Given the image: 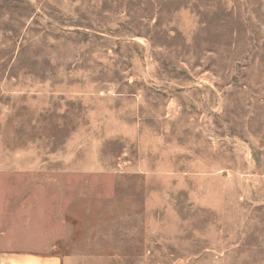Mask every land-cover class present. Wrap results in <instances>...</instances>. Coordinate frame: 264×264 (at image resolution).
<instances>
[{
  "label": "rangeland",
  "instance_id": "1",
  "mask_svg": "<svg viewBox=\"0 0 264 264\" xmlns=\"http://www.w3.org/2000/svg\"><path fill=\"white\" fill-rule=\"evenodd\" d=\"M21 245L264 264V0H0V249Z\"/></svg>",
  "mask_w": 264,
  "mask_h": 264
},
{
  "label": "crops",
  "instance_id": "2",
  "mask_svg": "<svg viewBox=\"0 0 264 264\" xmlns=\"http://www.w3.org/2000/svg\"><path fill=\"white\" fill-rule=\"evenodd\" d=\"M57 246L51 248L49 256L43 255L41 248L31 245L5 246L0 249V264H65L63 257L58 255L61 250Z\"/></svg>",
  "mask_w": 264,
  "mask_h": 264
}]
</instances>
